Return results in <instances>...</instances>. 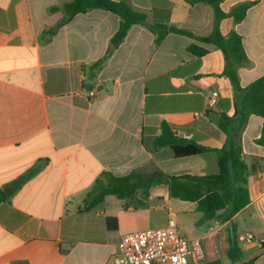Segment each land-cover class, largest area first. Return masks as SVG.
I'll return each mask as SVG.
<instances>
[{"label": "crops", "instance_id": "crops-1", "mask_svg": "<svg viewBox=\"0 0 264 264\" xmlns=\"http://www.w3.org/2000/svg\"><path fill=\"white\" fill-rule=\"evenodd\" d=\"M72 1L0 0V191L6 195L0 203V264H119L125 234L163 228L170 219L189 239L224 234L227 249L220 254L215 246L217 257L204 264H264L263 120L251 115L239 125L235 90L222 76L223 52L176 34L156 46L155 35L135 25L96 66L121 19L91 10L68 20L64 6ZM127 2L146 13L149 24L196 37H208L215 26L214 10L205 3ZM244 4L245 19L224 18L219 30L242 38L248 62L238 67V77L247 89L264 77V0H225L221 7L228 14ZM192 45L209 52L194 56ZM85 83L96 91L93 98ZM213 91L219 98L209 107ZM223 115L234 121L230 135L248 167L250 204L240 213L222 221L219 212L217 219L203 221L196 203L173 199L166 185L153 187L148 198L107 196L85 209L104 173L217 174L215 152L176 158L171 148L155 144L167 124L179 137L221 149L227 139L219 128ZM36 165L41 169L34 177L12 186ZM247 232L255 241L242 247L238 236Z\"/></svg>", "mask_w": 264, "mask_h": 264}, {"label": "trees", "instance_id": "trees-1", "mask_svg": "<svg viewBox=\"0 0 264 264\" xmlns=\"http://www.w3.org/2000/svg\"><path fill=\"white\" fill-rule=\"evenodd\" d=\"M225 0H189L191 4L205 3L210 5L215 13V26L208 37H196L193 34L177 29L173 26L161 24H149L146 13L134 9L127 0H73L64 6L67 19L70 20L77 14L91 10H105L120 17L119 30L112 38L107 55L99 61L100 66L112 53L125 41L130 29L135 25L148 28L155 35V45L160 46L167 35L176 34L188 36L198 42L214 46L221 50L225 56L226 67L222 76L228 78L235 90L237 97L236 114L240 119L239 125H244L251 115H256L263 120L261 143H264V77L257 80L249 88L243 89L239 82L238 67L248 62L241 36L233 31L225 37L219 30V23L227 17H233L236 23L242 22L249 9L248 4L239 5L230 13H225L221 7ZM194 56L203 57L209 50L192 45L188 48ZM85 88L91 90V86L85 83ZM233 119L221 116L219 128L227 136L221 149H210L198 145L192 140L179 137L167 124L162 125V134L156 141V148L169 147L176 158L201 155L215 152L218 155L219 172L209 176H180L172 177L163 172L143 173L134 171L124 177H116L110 173H104L97 179L93 189L88 193L85 201V209L90 210L103 204L107 196H116L119 199H131L138 193L149 197L150 190L156 186L166 185L173 199L184 202L196 203L198 212L203 215V221H211L218 218V213L223 212L222 221H226L240 213L250 204L248 184V167L242 160V148L240 144L231 138L229 127ZM41 169L36 165L25 175L15 181L12 186L19 188L34 177ZM6 198L0 191V203ZM206 258L215 259L214 252L217 246L221 254L227 249L225 237L220 233L218 237H209L203 242ZM245 264H253L250 261Z\"/></svg>", "mask_w": 264, "mask_h": 264}, {"label": "built area", "instance_id": "built-area-1", "mask_svg": "<svg viewBox=\"0 0 264 264\" xmlns=\"http://www.w3.org/2000/svg\"><path fill=\"white\" fill-rule=\"evenodd\" d=\"M87 92L91 98L96 95L95 90ZM218 98L219 92H211L209 107L215 106ZM254 241V235L249 232L238 236L242 247ZM117 260L119 264H204L206 254L203 240L187 238L176 220L170 219L163 228L125 234L118 244Z\"/></svg>", "mask_w": 264, "mask_h": 264}, {"label": "rangeland", "instance_id": "rangeland-1", "mask_svg": "<svg viewBox=\"0 0 264 264\" xmlns=\"http://www.w3.org/2000/svg\"><path fill=\"white\" fill-rule=\"evenodd\" d=\"M181 219L184 220L185 218L184 217L183 218L181 217ZM189 219H190V216L188 215L187 218H186V221L187 220L189 221Z\"/></svg>", "mask_w": 264, "mask_h": 264}, {"label": "water", "instance_id": "water-1", "mask_svg": "<svg viewBox=\"0 0 264 264\" xmlns=\"http://www.w3.org/2000/svg\"><path fill=\"white\" fill-rule=\"evenodd\" d=\"M7 193V192H6Z\"/></svg>", "mask_w": 264, "mask_h": 264}]
</instances>
